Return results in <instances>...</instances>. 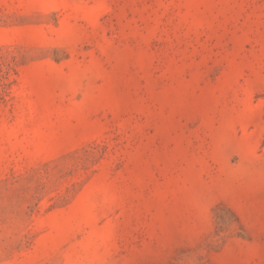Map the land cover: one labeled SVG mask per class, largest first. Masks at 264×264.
<instances>
[{
  "label": "rangeland",
  "instance_id": "obj_1",
  "mask_svg": "<svg viewBox=\"0 0 264 264\" xmlns=\"http://www.w3.org/2000/svg\"><path fill=\"white\" fill-rule=\"evenodd\" d=\"M0 264H264V0H0Z\"/></svg>",
  "mask_w": 264,
  "mask_h": 264
}]
</instances>
